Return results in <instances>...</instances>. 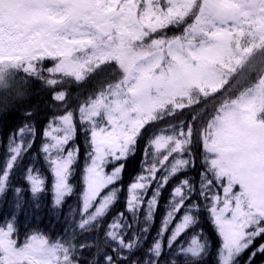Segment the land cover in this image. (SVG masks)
Segmentation results:
<instances>
[{
	"label": "snow or ice",
	"instance_id": "obj_1",
	"mask_svg": "<svg viewBox=\"0 0 264 264\" xmlns=\"http://www.w3.org/2000/svg\"><path fill=\"white\" fill-rule=\"evenodd\" d=\"M91 81L87 95L73 96ZM34 85L55 111L39 133L29 123L14 130L0 155V199L15 197L0 214V264H207L208 256L241 264L245 255L254 264L264 256V0H0V90L15 88V100ZM9 115L5 97L0 119ZM138 152L140 170L125 190ZM18 170L26 189L13 185ZM48 190L49 211L79 192L70 238L39 227ZM29 209L25 227L18 213ZM77 229L103 237L77 245Z\"/></svg>",
	"mask_w": 264,
	"mask_h": 264
},
{
	"label": "trees",
	"instance_id": "obj_2",
	"mask_svg": "<svg viewBox=\"0 0 264 264\" xmlns=\"http://www.w3.org/2000/svg\"><path fill=\"white\" fill-rule=\"evenodd\" d=\"M172 32H169L168 35H172ZM23 74H21L22 76ZM95 81L85 83L81 88H73V96H76L78 93L83 92L87 95L88 91L92 89L95 85ZM227 87V86H226ZM15 88H12L8 91L0 90V107L3 106L4 98H8V102L11 105V115L7 119H0V155L4 152V146L7 144L8 139L11 133L16 130L18 127L24 123L32 124L38 131L43 129L46 125L48 119L51 118V114L55 111L53 101L51 100V95L48 91L42 90L39 85H34L27 90V94L22 97L13 100L15 95ZM210 107V105H209ZM203 105L201 106V109ZM31 112V117L26 116V112ZM197 111H200L198 109ZM187 116V113L184 116L177 118V121L184 119ZM176 122V121H173ZM197 127H199V122H197ZM151 131V130H150ZM34 140L35 146L32 149V152L28 156L24 157V162L27 163L28 159H35V153L41 144V136L38 134L35 137H32ZM77 143L80 146V164L83 163L84 151L83 149L87 147L85 143V138L82 133L78 132V141ZM144 141L140 142V146L143 147ZM140 153H137L136 159L130 161L127 165V168L123 174V185L122 187L126 190L127 185L131 177L140 170ZM110 170V169H109ZM191 175V173H189ZM79 178L73 181L74 188L77 186ZM14 186H24L26 189L25 182L22 176L17 171V174L13 177ZM171 189V185L164 191V197L168 196V193ZM30 195V194H29ZM15 199L14 193L9 191L6 194V198L0 199V214H6L12 208V202ZM51 202V191H46L41 197V212L39 213L37 219L41 220L42 223L39 227L53 236H60L61 238H70L73 230V221L79 220V215L77 213V207L79 204V192L77 191L75 195L66 199V202L63 206L56 211H49ZM166 205V200L161 199L160 202V212L157 213L155 219V226L152 229V235L154 236L156 230L160 226V214L163 213ZM123 207V197L120 198V202L117 203L116 208L122 209ZM21 216V223L23 226H27L29 220L31 219V210L29 209L27 213H18ZM29 216V220L23 219L24 215ZM110 219V217H109ZM205 238H210L211 240V251H215V236L212 235V228L208 224H204ZM103 237V231L101 229H94L90 232L81 233L78 229L76 230V236L74 243L84 242L88 244H95L99 238ZM167 251V249H165ZM93 255L96 253L95 247L91 249ZM85 257L91 259V256H88V253L85 252ZM207 264H213V256L206 257ZM247 255L241 258V264H246ZM254 264H264V256H257L254 259Z\"/></svg>",
	"mask_w": 264,
	"mask_h": 264
}]
</instances>
